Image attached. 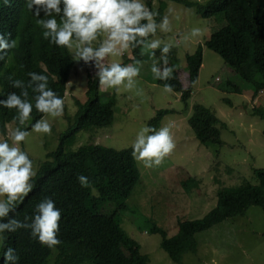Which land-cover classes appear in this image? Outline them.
<instances>
[{"label": "trees", "instance_id": "16d2710c", "mask_svg": "<svg viewBox=\"0 0 264 264\" xmlns=\"http://www.w3.org/2000/svg\"><path fill=\"white\" fill-rule=\"evenodd\" d=\"M194 6L202 17H213L223 24L212 29L204 45L218 53L233 71L253 88V96L264 91V0H209L204 4L188 0H174ZM152 9V0H146ZM157 21L162 12L157 11ZM43 13L41 12V16ZM0 32H10L9 39H16L17 46L8 49L0 60V91L5 94L13 89L7 79L27 80L29 71L42 72L49 77V87L64 99L70 71L74 65L71 52L50 44L41 35L26 0H0ZM132 60L141 58L140 49H130ZM159 51V50H158ZM188 81L196 82L203 62V46L199 43L193 53H187ZM169 65H175L172 78L156 80L161 86L168 83L172 91L180 94L182 101L190 96V86L182 85L173 49L168 53ZM88 66V65H86ZM87 99L77 100L78 111L66 116L68 126L61 134L59 144L48 152L32 182L33 190L19 204L15 216L22 220L30 214L33 205L45 196L56 201L62 209L59 232L60 243L49 249L29 237L28 231L18 229L8 233L6 247L16 249L18 264H148L149 257L140 251V244L121 227L117 216L119 207L132 194L140 180V171L130 155L131 149H115L100 144H90L85 149L67 152L64 144L72 136L87 127L109 126L113 123L116 100L113 95H102L98 79L88 74ZM237 91V89H236ZM29 89V99L32 98ZM0 98H4L0 96ZM167 108L157 109L147 124L159 128L162 118L170 113ZM15 109H0V132L6 136L7 123L13 120ZM44 114L33 109L26 125L28 130L36 119ZM264 116V115H262ZM189 124L196 139L202 145L220 144L219 118L208 107L195 104ZM88 129V128H87ZM77 174L90 180L88 187H81ZM256 184L244 181L239 187L218 193L216 205L205 215L178 222L177 232L168 236L159 226L152 232L162 235L160 247L169 258L183 264L182 256L196 251L195 234L230 218L243 216L251 206H259L264 212V168H253ZM93 190L95 195H93ZM105 202H117L116 209L103 212ZM11 215V214H10ZM264 237V232H263ZM0 264L4 259L0 256Z\"/></svg>", "mask_w": 264, "mask_h": 264}, {"label": "rangeland", "instance_id": "374dc122", "mask_svg": "<svg viewBox=\"0 0 264 264\" xmlns=\"http://www.w3.org/2000/svg\"><path fill=\"white\" fill-rule=\"evenodd\" d=\"M188 1L204 4L209 0ZM151 7L169 17L170 31L161 33L158 30L155 38L173 43L182 85L190 86L189 98L184 102L179 93L164 92L163 86L153 78L149 70L151 59L145 54L138 59L143 66L135 78L136 88L126 90L121 85L116 90L100 85L103 96L115 97L113 123L82 128L64 147L67 152L85 149L91 143L115 149L129 148L136 132L147 124L157 109L171 110L162 118L159 128L171 125L174 149L159 166L146 168L136 161L140 180L125 206L116 209L117 202H105L100 210L106 213L117 210L122 229L140 244V251L149 257L148 264H177L160 247L161 233L150 229L157 225L172 236L177 232L179 221L200 218L212 209L220 191L239 187L244 181L257 183L253 168H264V91L253 96V88L218 53L204 45L212 29L220 27L223 21L202 17L194 6L174 0H152ZM193 26L201 27L204 35L198 41L194 38L185 40L184 36ZM199 43L203 46V62L196 82L191 85L185 56L193 53ZM113 60L122 64L136 61L132 60L130 49L119 57L105 58L104 63ZM94 73L95 69L90 65L74 60L62 116L42 117L49 120L51 133L28 130L26 142H21V146L33 160L35 172L48 152L57 148L60 136L68 126L66 116H73L78 111L76 101L87 99L88 74ZM195 104L210 108L219 118L220 144L206 146L196 139L189 124ZM153 107L156 108L151 116ZM14 127V123H7L6 136ZM6 136L0 132V139ZM263 232L264 212L259 206H251L243 216L226 219L196 233L197 249L184 253L182 262L264 264Z\"/></svg>", "mask_w": 264, "mask_h": 264}, {"label": "clouds", "instance_id": "9594fccd", "mask_svg": "<svg viewBox=\"0 0 264 264\" xmlns=\"http://www.w3.org/2000/svg\"><path fill=\"white\" fill-rule=\"evenodd\" d=\"M35 22L42 29V37L58 47L72 53L73 60L83 61L95 69L99 85L105 89L126 90L136 88L143 62L136 60L130 64L116 61L104 63L107 57H119L129 49H140V55L147 54L151 59L150 72L153 78L167 81L172 78L175 65H169L168 53L174 46L155 38L157 31H170L168 15L159 21L158 12L147 6L146 0H26ZM5 4L9 0H4ZM41 12L43 15L41 16ZM10 32H0V60L5 58L8 49L15 48L18 41L9 39ZM204 35L199 26H193L184 36L185 40L197 41ZM95 45V46H94ZM159 49V57L156 50ZM28 79H7L13 89L19 93L0 91V109H15L13 120L17 126L11 129L5 138L0 139V256L4 264H18L16 249L5 246L8 233L18 229L28 231L29 237L41 246L49 249L60 243L59 232L62 209L56 201L45 196L36 202L30 214L17 219L15 212L20 203L33 190L32 182L36 172L33 160L21 146L29 135L23 127L30 119L33 109L37 113L51 118L63 114L62 97L49 87V77L42 72L29 71ZM219 80L218 77H216ZM29 89L32 98L29 99ZM164 92H171L172 86L165 83ZM139 94V89H137ZM31 131L50 134L52 126L48 119L38 118L30 125ZM171 125L159 129L145 124L136 132L130 143V155L134 161L146 168L159 166L171 153L175 144L171 135ZM81 187H88L90 180L83 174H77ZM93 195L95 191L93 190ZM11 214V215H10Z\"/></svg>", "mask_w": 264, "mask_h": 264}, {"label": "crops", "instance_id": "0c3cea01", "mask_svg": "<svg viewBox=\"0 0 264 264\" xmlns=\"http://www.w3.org/2000/svg\"><path fill=\"white\" fill-rule=\"evenodd\" d=\"M156 107H153L151 110H150V114L152 116V114H154V110H155Z\"/></svg>", "mask_w": 264, "mask_h": 264}]
</instances>
